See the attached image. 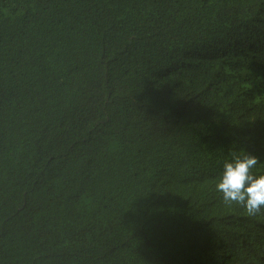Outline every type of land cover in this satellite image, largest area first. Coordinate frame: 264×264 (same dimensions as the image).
<instances>
[{
  "label": "trees",
  "instance_id": "obj_1",
  "mask_svg": "<svg viewBox=\"0 0 264 264\" xmlns=\"http://www.w3.org/2000/svg\"><path fill=\"white\" fill-rule=\"evenodd\" d=\"M264 0H0V264H264Z\"/></svg>",
  "mask_w": 264,
  "mask_h": 264
},
{
  "label": "clouds",
  "instance_id": "obj_2",
  "mask_svg": "<svg viewBox=\"0 0 264 264\" xmlns=\"http://www.w3.org/2000/svg\"><path fill=\"white\" fill-rule=\"evenodd\" d=\"M257 164L258 159L247 154L225 160L222 175L215 185V191L221 194L226 205H238L248 216L264 212V175L252 173ZM258 232L264 233V229ZM253 242L257 246L264 245V237L255 236Z\"/></svg>",
  "mask_w": 264,
  "mask_h": 264
}]
</instances>
